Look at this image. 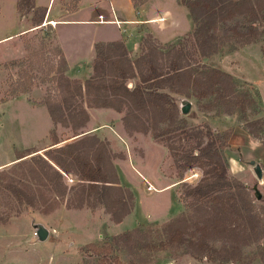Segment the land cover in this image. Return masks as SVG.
Here are the masks:
<instances>
[{"label": "rangeland", "instance_id": "374dc122", "mask_svg": "<svg viewBox=\"0 0 264 264\" xmlns=\"http://www.w3.org/2000/svg\"><path fill=\"white\" fill-rule=\"evenodd\" d=\"M80 1L57 0V4L67 16L78 9ZM177 1L190 13L182 0ZM162 4L168 5L167 8L172 7L168 0ZM254 8L257 17L240 15L217 24L216 29L211 32L217 38L219 51L209 57H203L200 53L194 36L197 24L192 16L190 32L177 37L175 41L164 40L169 37V34L163 35L168 32L167 19L165 23L163 19L160 25H154L155 29L143 30L139 49L128 50L132 61L139 58L143 50L150 52L151 47L164 53L174 48L180 49L186 58V67L195 76L203 77L201 74L204 73L205 78H209V71L213 69L235 70L239 75L232 77L236 96L227 95L222 98L214 93L200 99L192 87L189 93L178 94L168 86L159 89L160 93L167 94L168 99L160 101L157 111L153 114L139 113L137 118L128 121L125 119L128 115L126 108L121 112L112 108H88L84 99L77 97L72 100V105L85 108L88 115L85 125L75 126L76 121L74 123L67 115L64 123H54L50 119L46 103L56 104L64 96L58 84L59 74H64L70 81L83 83L93 76L96 55L94 49L90 64L82 66L89 68L87 73L70 70L57 44L55 29L51 27L56 25L54 21L45 22L43 26H49L40 25V29L19 38L13 37L0 45V264H221L208 257L196 258L185 246H171L164 250L146 247L132 249L129 244L120 240L112 249V255L119 259L117 263L110 255L97 256L85 247L89 243L101 246L113 236L136 230L139 232L134 233L133 240H140L144 244L148 241L157 243L165 238L158 228L180 216L184 217L187 225L184 235L193 241L199 238L201 233L196 230V226L201 224L204 213L200 209L194 210L191 207L192 200L185 199L184 194L189 186L200 181L203 168L195 163L194 167L185 170L177 162L168 144L173 143L180 151L197 147L196 144L201 139L198 140L192 134L209 124L210 118L232 115L245 123L256 117L260 94L264 101V19L260 17L264 14V0H260ZM16 10L18 22H24L25 19L28 25H35L34 20L41 16V11L37 10L25 14L23 19L18 6ZM10 13V10H5L6 18L0 20V35L4 30L13 28L15 31L20 28L13 17H10ZM85 14L90 16L88 11ZM180 22L179 20L178 24ZM88 28L90 32H105L113 26ZM250 31L254 33L251 34ZM89 38L83 37L84 42ZM249 39L252 42L246 44ZM249 57L256 58L261 65L257 76L260 94L254 84L244 81L242 77L248 70L247 60L250 63L252 61ZM126 83L131 90L137 83L146 87L152 84H143L139 77L129 79ZM188 103L191 104V109L185 114L182 108ZM241 104L246 106V111H242ZM161 110L164 115H161ZM163 116H167V121L162 120ZM169 118L174 122L170 123ZM247 124L246 129L249 130ZM260 126L253 127L251 132L261 136ZM136 127H147V132H137ZM203 131L206 132L205 129ZM227 131L217 133L224 134ZM157 134H163V137H157ZM94 136L101 143L96 145L90 139ZM54 138L61 141L56 145L81 138L79 147L87 149L92 159L100 151L104 162H110L120 186L133 193L132 211L122 222L113 221L112 214L105 205L95 200L96 194L91 197L90 203L77 207L73 202L79 195L80 180L77 175L74 172L66 174L73 181L67 180L64 175L58 177L36 158L37 155L44 157L45 150L51 147ZM204 140L207 141L208 136ZM222 153L228 160L229 145ZM19 154L26 155L17 165L16 162L21 159L17 158ZM31 155H34L33 159ZM228 166V175L237 178L231 174L230 164ZM108 167V164L104 166L106 169ZM31 169L34 170L33 173ZM17 179L27 185V190L32 188L38 195L35 205L18 204L2 185L6 181ZM150 184L155 190L149 189ZM245 185L264 224V188H259L257 184ZM109 196L117 197L119 194L114 191ZM39 227L47 229L45 239L39 238ZM240 241V259L222 264H264V235L261 238L254 237L248 243ZM222 244L223 241L218 238L210 241V245L215 248Z\"/></svg>", "mask_w": 264, "mask_h": 264}, {"label": "trees", "instance_id": "16d2710c", "mask_svg": "<svg viewBox=\"0 0 264 264\" xmlns=\"http://www.w3.org/2000/svg\"><path fill=\"white\" fill-rule=\"evenodd\" d=\"M34 1L18 0L17 6L22 16L33 11H41L40 18L34 20L35 26L38 27L43 22L45 10L36 9ZM148 1L133 0L137 7L143 6ZM259 1L182 0V4L189 9L190 15L197 24L194 36L197 38L201 55L209 57L218 53L217 38L211 31L216 29L219 22H225L240 15L257 17L254 7ZM260 17L264 19V14ZM250 33L254 32L250 31ZM251 42L252 40L249 39L246 44ZM150 49V52L143 50V54L132 61L123 42L96 44L93 76L90 79L81 83L70 81L64 74H59L58 84L64 96L56 104L46 103L50 119L54 123H64L65 115H67L74 123L76 121L75 126L85 125L88 121L85 108L72 105V100L76 97L84 99V104L88 108H112L119 112L126 108L128 115L125 119L128 121L137 118L139 113L153 114L157 111L160 101L168 99L167 94L160 93L159 89L168 86L178 94L189 93L192 87L200 99L207 98L214 93L222 98L227 95L236 96L235 83L231 75L213 69L209 71V78H205L204 73L201 74L203 77L195 76L186 67V58L182 50L174 48L164 53L153 47ZM62 60L65 64L63 57ZM138 77L143 84H152L146 87L137 83L131 90L126 83L127 80ZM241 109L246 111V106L241 104ZM161 112V115H164L162 110ZM171 118L169 122L173 123L174 120ZM165 119L167 116H163L162 120L167 121ZM259 125H264V122L248 123L247 127L251 132L253 127ZM135 131L147 132V127L146 129L136 127ZM232 134V130L224 134L214 132L211 126L206 124L192 134L198 140L201 139L196 144L197 147L180 151L173 143L168 144L177 162L185 170L194 167L195 163L203 168L200 181L194 186H189L184 194L185 199L192 200L191 207L194 210L200 209L204 213L201 224L196 226V230L201 233L197 240L193 241L184 235L187 232V225L184 217L180 216L163 223L158 228L165 238L157 243L148 241L144 244L140 240H133L134 233L139 232L136 230L113 236L110 241L101 246L89 243L85 248L97 256L110 255L116 263L119 259L112 255V249L114 244L116 245L120 240L125 241L132 249L146 247V249L164 250L171 246H185L192 256L208 257L221 264L239 260L242 256L240 240L248 243L254 237L261 238L264 235V224L245 183L228 175L229 159H226L222 151L229 145ZM162 135L157 134V137H163ZM205 136H208L207 141L204 140ZM90 139L96 145L101 143L95 136ZM81 141L80 138L56 145L61 141L54 138L51 147L45 150L44 157L37 155L36 158L52 169L58 177H63L69 172L77 175L80 180L79 195L73 201L77 207L90 203L91 197L96 194L95 200L105 205L107 211L112 214L114 222L120 223L132 211L133 193L120 186L112 165L109 161L104 162L101 152L98 151L92 159L87 149L79 147ZM25 155L17 156L18 159L21 158L16 162L17 165L24 160L22 157ZM33 156L31 155V158ZM107 164L109 167L106 169L104 166ZM33 172L34 170L31 169V173ZM2 185L18 204L35 205L38 201V195L34 190L32 188L27 190V185H24L20 179L9 180ZM114 191L119 196H109ZM217 238L223 241L219 248L210 245V241Z\"/></svg>", "mask_w": 264, "mask_h": 264}, {"label": "crops", "instance_id": "0c3cea01", "mask_svg": "<svg viewBox=\"0 0 264 264\" xmlns=\"http://www.w3.org/2000/svg\"><path fill=\"white\" fill-rule=\"evenodd\" d=\"M17 1L0 0V20L6 18L5 10L7 11L8 9L11 11L10 17H13L15 23L20 27L15 31L13 28L8 31L4 30L3 34L0 35V45L8 42L13 37L19 38L36 29H40L35 25H28V22L24 19L25 16H23L24 22H18L16 10ZM81 1L78 9L67 16L62 12L61 7L58 6L57 0L34 1L36 9L45 10L41 24L42 27L49 26H43L48 21H54L56 23V25H52L51 27L55 29L57 44L70 70H75L78 73H87L89 71V68H82V66L89 65L92 61L96 44L123 42L128 50L129 48L131 50H138L142 41L143 30L148 28L155 29L154 25H160L162 19H164V23L167 19L166 29H168V32L163 33V35L169 34V37L165 38V41H175L177 37L188 34L192 28L190 13L183 6H180L177 0H168L170 4L172 3V7L168 8L166 7L168 5L162 4L165 0H149L143 6L138 7L135 6L133 0ZM86 11L90 13V16L85 14ZM180 14H182V17L179 16ZM98 16H102V20L106 22H98ZM179 20L181 21V25L178 24ZM103 25H112L113 28L105 32H97L94 30L90 32V28H88L90 26ZM91 34L92 36H90ZM86 36L90 38L84 42L83 37ZM249 58L252 61L250 63L246 59L248 62V70L242 77L244 81L254 84L260 94V81H258L257 76L261 65L257 63L256 58ZM230 69L226 68L222 70L232 77L239 76L235 70ZM257 106L259 108L256 109V117L247 120L245 123L238 121L232 115H222L210 118L209 126L216 132H223L229 129L233 131L229 139V164L231 174L242 179L248 185L257 184L256 186H259V188H264V125L259 130L261 136L250 132L245 126L247 123L256 121L264 122V101L261 94L260 103ZM252 161H255L260 166L262 177L256 174ZM139 173L142 174L140 171Z\"/></svg>", "mask_w": 264, "mask_h": 264}, {"label": "water", "instance_id": "95a60500", "mask_svg": "<svg viewBox=\"0 0 264 264\" xmlns=\"http://www.w3.org/2000/svg\"><path fill=\"white\" fill-rule=\"evenodd\" d=\"M190 109H191V104L188 103V104H186V105L183 106L182 112L185 113V114H187V113H189ZM252 164L255 166V172H256V174L259 177H262V171H261L260 166L257 165L255 163V161H252ZM258 196L261 197V193L258 192ZM47 234H48L47 229H45L44 227H39V229H38V236H39L40 239H45L46 236H47Z\"/></svg>", "mask_w": 264, "mask_h": 264}, {"label": "built area", "instance_id": "2783aa9c", "mask_svg": "<svg viewBox=\"0 0 264 264\" xmlns=\"http://www.w3.org/2000/svg\"><path fill=\"white\" fill-rule=\"evenodd\" d=\"M98 22H100V23H103V22H106V21H103L102 20V16H98ZM163 20V19H162ZM64 176H65V178H67V180H69V181H73L71 178H69L66 174H64Z\"/></svg>", "mask_w": 264, "mask_h": 264}, {"label": "bare ground", "instance_id": "6f19581e", "mask_svg": "<svg viewBox=\"0 0 264 264\" xmlns=\"http://www.w3.org/2000/svg\"><path fill=\"white\" fill-rule=\"evenodd\" d=\"M149 182V181H148ZM149 189H154L155 190V188H153V186L150 184V186H149Z\"/></svg>", "mask_w": 264, "mask_h": 264}]
</instances>
